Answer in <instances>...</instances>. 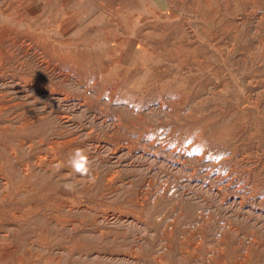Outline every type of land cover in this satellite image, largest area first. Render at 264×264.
Listing matches in <instances>:
<instances>
[{"label":"rangeland","instance_id":"1","mask_svg":"<svg viewBox=\"0 0 264 264\" xmlns=\"http://www.w3.org/2000/svg\"><path fill=\"white\" fill-rule=\"evenodd\" d=\"M130 3L131 0H0V49L5 50L4 53L7 52L8 57L4 61L0 56V74L2 72L0 75V107L12 105L6 112L7 114L0 117V126L10 123L11 130V135L6 141L9 147L6 149L0 145V151L4 153L0 152V165L7 156L5 151L14 152L16 158L22 162L30 159L28 162L32 165V170L35 169L32 179L38 180L45 187H50L52 194L48 196L54 198V201L48 200V197H41V200L33 198L32 201L18 199L20 203L16 204L17 208L18 206L19 208L28 207L36 203L43 205L46 216L54 217L53 222L44 221L43 230L47 232L37 231L35 236L42 235L41 238L45 242L44 248L34 246L28 255L37 257L44 264H174L175 262V264H264V0H156L158 5L162 3L163 12H159L160 9L157 6L154 8L153 5L147 4L141 7H148L150 12L133 14L128 10L123 13V6L126 9V5ZM25 7L29 9L28 15H24ZM31 7H33V12H30ZM142 8H137V10L142 12ZM35 16H41L40 19H43L41 29L31 27L27 32L23 30L22 25L13 26L14 22L19 23L26 17L30 19ZM135 16H138L137 20ZM25 31L33 39L29 35L25 38ZM119 40L123 43L121 47L114 46ZM131 40L135 41L134 47H140L139 52L136 53L137 59L143 56H145L144 61L148 59L149 68L139 75L140 80L147 79L145 84L148 85L144 87L153 89L157 84L159 85L156 87L158 90L165 89L166 91L141 93L140 91L144 88L131 91L127 84L129 81L123 82L113 76L103 80L100 77L104 85L99 87L98 84L101 82L98 81L96 74L99 69L90 68L95 64L93 60H66L71 57V59L73 57L87 59L98 55L104 58L112 56L121 58L128 53L126 46ZM160 43L163 44V48H159ZM177 46H180V49ZM4 53L2 52V55ZM172 56L181 57L178 58L179 63L176 61L175 67L172 66V69L162 71L166 66L163 64L158 68V64L164 63L163 61ZM153 61L155 62L151 66ZM215 66L222 67V70L219 67L216 69ZM159 69H161L160 77L157 75L153 81L149 79ZM130 72H127L129 73L128 79L133 78L131 69ZM98 88L108 91L101 92ZM212 91H214L213 94ZM209 98L211 99L208 100ZM245 100L247 101L244 102ZM47 103L49 107L50 105L53 107L49 108ZM14 104L18 105L14 107ZM214 110L217 111L213 112ZM31 116L32 118H29ZM235 116L236 118H232ZM6 118L10 120L6 121ZM55 119H57L56 122ZM26 120L28 122L38 120L39 122L30 125L23 122ZM224 120L227 122L226 125ZM214 123L220 124L215 125ZM45 128H48V131ZM67 128H71V131ZM63 131H65L64 134ZM43 132L47 133L43 134ZM69 138H74V140L66 146L60 145V142ZM20 145L23 151L25 149L24 152ZM23 145L26 147L24 148ZM76 148L85 149L92 161L90 177H82V179L76 173L74 176V172L70 171L71 169L66 165L68 156ZM34 151L37 153L35 154ZM29 152L33 154V157ZM197 158L198 161H196ZM50 160L54 165L52 168L39 171L35 165L40 161L47 163ZM42 171L46 173L42 174ZM149 181L152 182L149 183ZM227 182H231L229 183L231 188L225 186ZM66 183L74 184L76 190L79 189V191H65L63 185ZM10 204L13 205L12 202L4 205L0 202V208H5ZM153 221H155L154 227ZM88 228H91L90 231ZM48 247L53 250L49 251L51 249ZM240 257H245L244 262ZM199 258H202L200 259L202 262Z\"/></svg>","mask_w":264,"mask_h":264},{"label":"bare ground","instance_id":"2","mask_svg":"<svg viewBox=\"0 0 264 264\" xmlns=\"http://www.w3.org/2000/svg\"><path fill=\"white\" fill-rule=\"evenodd\" d=\"M102 1V0H101ZM122 1V0H121ZM124 1V0H123ZM109 2V1H108ZM113 2V1H112ZM115 2V1H114ZM118 2V1H117ZM173 2V1H172ZM180 2H182V1H180ZM43 3V2H42ZM106 3V2H105ZM122 3V2H121ZM129 3V2H128ZM183 3V2H182ZM222 4H223V2H221ZM100 4V3H99ZM113 4V3H112ZM147 4H151V5H153L154 6V8H155V6H157L158 7V9H160L159 10V12H163V10H162V3H160L159 5L156 3V0H131V3L129 4V5H126V9L124 8V6H123V10H122V12L123 13H126V12H128V10L130 11L129 13H133V14H142L143 12H150V10L148 9V7H141V5H147ZM106 5V4H105ZM116 5V4H115ZM121 5V4H120ZM225 5V4H224ZM103 6H104V4H103ZM117 6V5H116ZM119 6V5H118ZM223 6V5H222ZM238 6V5H237ZM225 7V6H224ZM33 7H31L30 8V12H33V9H32ZM41 8H42V6H41ZM137 8H142V12H140L139 10H137ZM174 9V8H173ZM189 9V8H188ZM53 10H55V8H53ZM112 10V9H111ZM149 10V11H148ZM171 10H172V8H171ZM56 11V10H55ZM118 11V10H117ZM116 11V12H117ZM154 11V10H153ZM223 11V10H222ZM22 12V11H21ZM24 12H25V14L24 15H28V13H29V9L27 8V7H25V9H24ZM158 12V13H159ZM167 12V11H166ZM168 12H169V10H168ZM152 13V12H151ZM223 13V12H222ZM6 14V13H5ZM17 14V13H16ZM22 14V13H21ZM37 14V13H36ZM122 14V13H121ZM168 14V13H167ZM65 15V14H64ZM123 15V14H122ZM163 15V14H162ZM223 15V14H222ZM33 16V15H32ZM164 16V15H163ZM263 16V15H262ZM113 17V16H112ZM136 17V20H137V18H138V16H135ZM161 17V16H160ZM41 18V16H35L34 18H30L29 19V17H26L25 19H23V20H21V22H19V23H15L14 22V24H13V26L15 27V25H22L23 27H24V29L23 28H21V29H23V30H26L27 32H28V30L31 28V27H33L34 29H36V27L37 28H40V26H41V24L43 23V19H40ZM86 18V17H85ZM114 18V17H113ZM126 18V17H125ZM195 18V17H194ZM263 18H264V16H263ZM262 18V19H263ZM104 19V18H103ZM239 19V18H238ZM135 20V19H134ZM7 21V20H6ZM117 21H119V20H117ZM142 21V20H141ZM176 22V21H175ZM177 23V22H176ZM6 24V23H5ZM98 24V23H97ZM133 24V23H132ZM137 24V23H136ZM8 25V24H7ZM10 25V24H9ZM123 25V24H122ZM131 25V24H130ZM139 25H140V23H139ZM135 26V25H134ZM133 27V26H132ZM12 28V27H11ZM28 28V29H27ZM41 29V28H40ZM121 29V28H120ZM6 30V29H5ZM11 30V29H10ZM14 30H16V29H14ZM33 30V29H32ZM43 30V29H42ZM95 30H97V29H95ZM113 30V29H112ZM124 30V33H125V29H123ZM192 30V29H191ZM9 31V30H8ZM17 31V30H16ZM25 31V34H24V36H25V38H26V36L27 35H29L27 32ZM36 31V30H35ZM88 31V30H87ZM114 31V30H113ZM133 31H134V29H133ZM18 32V31H17ZM30 32V31H29ZM91 32V31H90ZM119 32V31H118ZM121 32V31H120ZM14 33H16V32H14ZM24 32H22V34H23ZM86 33V32H85ZM89 33V32H88ZM122 33H123V31H122ZM145 33V32H144ZM19 34V33H18ZM161 34V33H160ZM16 35V34H15ZM21 35V34H20ZM133 35V34H132ZM147 35V34H146ZM177 35V34H176ZM231 35H232V33H231ZM3 36V35H2ZM14 36V35H13ZM31 35H29V37H30ZM35 36V35H34ZM115 36V35H114ZM117 36H119V34H117ZM160 37H161V35H159ZM183 36V35H182ZM182 36L180 37V36H178V38H182ZM18 37V36H17ZM159 37V38H160ZM163 37V36H162ZM166 37V36H165ZM215 37V36H214ZM16 38V37H15ZM30 38H32V37H30ZM35 38V37H34ZM33 39V38H32ZM117 39H118V37H117ZM157 39V38H156ZM161 39V38H160ZM175 39V37L173 38V40ZM15 40V39H14ZM97 40V39H96ZM121 40V39H120ZM119 40V42L117 43V42H115V44H114V46H117V47H121V45L123 44L121 41ZM143 40V39H142ZM234 40H236V38H234ZM7 41V40H6ZM22 41V40H21ZM24 41V40H23ZM165 41V40H164ZM175 41V40H174ZM177 41H178V39H177ZM176 41V42H177ZM4 42V41H3ZM31 42V41H30ZM46 42V41H45ZM124 42V41H123ZM127 42V41H126ZM150 42H152V41H150ZM161 42V41H160ZM6 43V42H5ZM33 43V42H32ZM31 43V44H32ZM134 43H135V41H133V40H131V41H129L128 43H127V51H128V53H125L124 54V56H122L121 58H118V57H116V56H112V57H107V58H104V57H102L101 55H98V56H95V57H92V58H85V57H81V58H74L73 57V59H71V58H67L66 60H93L94 62H95V64L94 65H91L90 66V64H88L89 66H90V68L93 70V69H95V68H97V70L99 69V71L98 72H96V74H97V78H99V80L98 81H100L101 82V84H98V86L99 87H102L104 84H103V82L100 80V77L102 78V80L103 79H105V78H107V77H109V78H111L112 76L113 77H115L117 80L119 79V80H122L123 82H127V81H129L127 84H128V86H130V89H131V91H139V90H141L142 88H144L143 90H141L140 92L141 93H144V92H155V91H166L165 89H161V90H158L156 87H158L157 86V84H156V86H155V88H153V89H151V88H145L144 87V85H148V84H145L146 83V80L147 79H145V80H140L139 79V75H140V73L143 71V70H145V69H148L149 67H148V65H147V60L146 61H144L145 60V56H143V57H140V58H138L137 59V56L136 55H134L135 54V50H140V47H134ZM158 43V42H157ZM161 43H164V42H161ZM160 43V44H161ZM179 43V42H178ZM232 43H233V41H232ZM7 44H9V42L7 43ZM18 44V43H17ZM44 44V43H43ZM171 44V43H170ZM174 44V43H173ZM4 45V44H3ZM85 45V44H84ZM159 45V44H158ZM157 45V46H158ZM162 45L163 44H161V46L159 47V48H161L162 47ZM176 45H178V44H176ZM235 45V44H234ZM10 46V45H9ZM8 46V47H9ZM12 46H14L13 44H12ZM31 46V45H30ZM87 46V45H86ZM85 46V47H86ZM89 46V45H88ZM172 46V45H171ZM228 46H230V45H228ZM0 47H1V45H0ZM7 47V48H8ZM23 47V46H22ZM170 47V46H169ZM178 47V49H180L179 47L180 46H177ZM28 48V47H27ZM89 48V47H88ZM157 48V47H156ZM163 48V47H162ZM165 48V47H164ZM9 49V48H8ZM37 49V48H36ZM82 49V48H81ZM90 49V48H89ZM174 49H176V48H174ZM220 49V48H219ZM232 49V48H231ZM234 49V48H233ZM232 49V50H233ZM0 50H2V49H0ZM43 50V49H42ZM41 50V51H42ZM162 50V49H161ZM222 50V49H221ZM11 51V50H10ZM24 51V50H23ZM26 51V50H25ZM31 51H32V49H31ZM45 51H46V49H45ZM83 51V50H82ZM82 51H80V52H82ZM155 51V50H154ZM175 51V50H174ZM2 52L4 53L5 52V50L3 51L2 50ZM2 52L0 51V56L2 57H0L1 58V60H4L5 61V58H8L7 56H6V53H4L3 55H2ZM12 52V51H11ZM13 52H14V50H13ZM16 52V51H15ZM18 52V51H17ZM30 52V51H29ZM43 52V51H42ZM90 52H92L91 50H90ZM163 52H165V51H163ZM170 52H172V51H170ZM222 52V51H221ZM227 52H229V51H227ZM226 52V53H227ZM20 53V52H19ZM32 53V52H31ZM38 53V52H37ZM40 53V52H39ZM83 53H85V52H83ZM230 53V52H229ZM232 53V52H231ZM234 53V52H233ZM17 54V53H16ZM30 54V53H29ZM89 54V53H88ZM172 54H173V52H172ZM184 54V53H183ZM187 54V53H186ZM185 54V55H186ZM8 55H10V54H8ZM20 55V54H19ZM24 55H26V54H24ZM85 55V54H84ZM97 55V54H96ZM168 55V54H167ZM219 55V54H218ZM227 55V54H226ZM12 56V55H11ZM31 56V55H30ZM29 56V57H30ZM163 56V55H162ZM10 57V56H9ZM23 57V56H22ZM188 57V56H187ZM221 57V56H220ZM12 58V57H11ZM17 58V57H16ZM178 58H181V57H178ZM178 58H176L175 56H172V58H168L167 60H165V61H163L164 63H160V64H158L159 66H158V68H160L163 64H166V66L162 69V71H164V70H167V69H172V66H176V61L179 63V59ZM37 59V58H36ZM178 59V60H177ZM184 59V58H183ZM187 59V58H186ZM190 59V58H189ZM219 59V58H218ZM30 60V59H29ZM31 60H33V59H31ZM65 60V59H64ZM157 60H159V57H157ZM185 60V59H184ZM217 60V59H216ZM220 60H221V58H220ZM16 61V60H15ZM28 61V60H27ZM145 63H144V62ZM180 61H181V59H180ZM225 61V60H224ZM11 62H12V60H11ZM10 62V63H11ZM30 62V61H29ZM37 62H39V60L37 61ZM44 62V61H43ZM154 62L155 61H153V62H151L152 64H151V66L154 64ZM219 62V61H218ZM8 63V62H7ZM6 63V64H7ZM21 63H22V61H21ZM25 63V62H24ZM182 63V62H181ZM185 62H183V64H184ZM18 64V63H17ZM26 64H28V63H26ZM33 64V63H32ZM73 64V63H72ZM4 65V64H3ZM8 65V64H7ZM19 65V64H18ZM23 65H25V64H23ZM22 65V66H23ZM39 65V64H38ZM42 65V64H41ZM215 65H218V64H215ZM21 66V67H22ZM34 66V65H33ZM36 66V65H35ZM78 66V65H77ZM83 67H84V65H82ZM86 66V65H85ZM223 66V65H222ZM4 67V66H3ZM20 67V68H21ZM37 67V66H36ZM88 67V66H87ZM180 67V66H179ZM216 67V66H215ZM219 66H217L216 67V69L218 68ZM224 67V66H223ZM2 68V67H1ZM13 68V67H12ZM28 68V67H27ZM45 68V67H44ZM206 68V67H205ZM220 68V67H219ZM222 68V67H221ZM220 68V69H221ZM231 68V67H230ZM14 69V68H13ZM35 69V68H34ZM39 69V68H38ZM86 69V68H85ZM84 69V70H85ZM89 69V68H88ZM130 69L132 70V74L133 75H131V76H133V78L132 79H128V77L129 76H127L129 73H127V72H130ZM202 69H204V68H202ZM202 69L200 70V71H202ZM210 69H211V67H210ZM219 69V70H220ZM7 70V69H6ZM11 70V69H10ZM18 70V69H17ZM33 70V69H32ZM73 70V69H72ZM78 70V69H77ZM222 70V69H221ZM220 70V71H221ZM230 70V69H229ZM14 71V70H13ZM16 71V70H15ZM26 71H28V69L26 70ZM42 71V70H41ZM40 71V72H41ZM88 71V70H87ZM208 71H209V69H208ZM231 71V70H230ZM9 72V71H8ZM17 72V71H16ZM44 72V71H43ZM84 72V71H83ZM167 72V71H166ZM223 72V71H222ZM221 72V73H222ZM76 73V72H75ZM88 73V72H87ZM87 73H85V75L87 74ZM91 73V72H90ZM93 73V72H92ZM131 73V72H130ZM161 73V69H159L158 70V72H154V74H152L151 76H150V78L149 79H151L152 81H153V79L155 78V77H157V75L160 77V74ZM212 73V72H211ZM1 74H2V72H1ZM0 74V75H1ZM22 74V73H21ZM24 74V73H23ZM27 74H29V73H27ZM26 74V75H27ZM68 74V73H67ZM95 74V73H94ZM93 74V75H94ZM206 74V73H205ZM215 74V73H214ZM218 74V73H217ZM219 74H220V72H219ZM232 74V73H231ZM238 74V73H237ZM4 75V74H3ZM7 75H9V74H7ZM13 75V74H12ZM66 75V74H65ZM84 75V76H85ZM92 75V76H93ZM239 75V74H238ZM28 76H30V75H28ZM88 76H91V75H88ZM91 76V77H92ZM161 76H163V75H161ZM204 76V75H203ZM209 76V75H208ZM6 77H8V76H6ZM36 77V76H35ZM87 77V76H86ZM85 77V78H86ZM227 77H230V76H227ZM238 77V76H237ZM19 78V77H18ZM32 78V77H31ZM56 78V77H55ZM89 78V77H88ZM207 78V77H206ZM210 78V77H209ZM217 78H218V76H217ZM10 79V78H9ZM70 79H71V77H70ZM205 79V78H204ZM231 79V78H230ZM230 79H229V81H230ZM11 80V79H10ZM40 80V79H39ZM113 80V79H112ZM210 80V79H209ZM224 80V79H223ZM5 81V80H4ZM9 81V80H8ZM8 81H6V82H8ZM12 81H15V80H12ZM41 81V80H40ZM70 81V80H69ZM68 81V82H69ZM87 81V80H86ZM114 81H116V80H114ZM228 81V82H229ZM1 82H3V81H1ZM5 82V83H6ZM32 82V81H31ZM53 82V81H52ZM118 82V81H117ZM215 82V81H214ZM220 82V81H219ZM227 82V81H226ZM225 82V83H226ZM234 82V81H233ZM4 83V84H5ZM21 83H22V81H21ZM20 83V84H21ZM73 83V82H72ZM202 83V82H201ZM210 83V82H209ZM217 83H218V81H217ZM15 84V83H14ZM14 84H12L13 86H14ZM32 84V83H31ZM114 84V83H113ZM126 84V83H125ZM126 84V85H127ZM208 84V83H207ZM216 84V83H215ZM223 84V83H222ZM231 84H232V80H231ZM17 85V84H16ZM212 85V84H211ZM225 85V84H224ZM5 86H8V85H6L5 84ZM18 86V85H17ZM20 86H22V84L20 85ZM36 86V85H35ZM68 86V85H67ZM206 86V85H205ZM26 87V86H25ZM112 87H113V85H112ZM204 87V86H203ZM224 87V86H223ZM230 87H231V85H230ZM235 87V86H234ZM234 87H232V88H234ZM21 88V87H20ZM20 88H18V89H20ZM23 88V87H22ZM5 89V88H4ZM8 89V88H7ZM24 89V88H23ZM36 89V88H35ZM42 89V88H41ZM45 89V88H44ZM47 89V88H46ZM91 89V88H90ZM105 89V88H104ZM129 89V90H130ZM167 89V88H166ZM210 89H212L211 87H210ZM234 89H236V88H234ZM15 90V89H14ZM39 90V89H38ZM98 90L99 91H101V92H103V91H108L107 89H105V90H103V89H100V88H98ZM115 90H118V89H115ZM167 90H171V89H167ZM233 90V89H232ZM17 91V90H16ZM22 91V90H21ZM20 91V92H21ZM96 91H97V89H96ZM128 90H126V92H127ZM173 91H175V90H173ZM215 91V90H214ZM214 91H212V94H213V92ZM235 91V90H234ZM4 92V91H3ZM25 92H26V90H25ZM27 92H28V89H27ZM39 92H40V90H39ZM62 92V91H61ZM113 92V91H112ZM115 92V91H114ZM118 92V91H117ZM167 92H170V91H167ZM208 92H209V90H208ZM236 92V91H235ZM38 93V92H37ZM48 93V92H47ZM51 93V92H50ZM49 93V94H50ZM77 93V92H76ZM134 93H136V92H134ZM139 93V92H138ZM228 93V92H227ZM1 94V93H0ZM5 94H7L8 95V93H5ZM17 94V93H16ZM121 94H123V93H121ZM210 94V93H209ZM235 94V93H234ZM13 95V94H12ZM27 95V94H26ZM29 95H31V94H29ZM65 94H63V96H64ZM127 95V94H126ZM136 95V94H135ZM219 95V94H218ZM229 95H230V93H229ZM228 95V96H229ZM231 95H233V94H231ZM21 96V95H20ZM28 96V95H27ZM34 96V95H33ZM47 96V95H46ZM50 96V95H49ZM228 96H227V98H228ZM237 96H239V95H237ZM11 97V96H10ZM15 97V96H14ZM18 97V96H17ZM31 97V96H30ZM62 97V96H61ZM205 97V96H204ZM207 97V96H206ZM211 97V96H210ZM217 97V96H216ZM215 97V98H216ZM220 97V96H219ZM4 98V97H3ZM9 98V97H8ZM12 98V97H11ZM16 98V97H15ZM38 98V97H37ZM37 98H35V99H37ZM64 98H66V97H64ZM63 98V99H64ZM218 98V97H217ZM216 98V99H217ZM227 98H224V99H227ZM235 98V97H234ZM244 98V97H243ZM249 98V97H248ZM5 99V98H4ZM26 99H27V97H26ZM30 99V98H29ZM40 99H41V97H40ZM56 99V98H55ZM211 98H209L208 100H210ZM229 99V98H228ZM8 100V99H7ZM50 100V99H49ZM48 100V101H49ZM65 101H66V99H64ZM213 101H214V99H212ZM211 100V101H212ZM220 100H223V98L221 99L220 98ZM219 100V101H220ZM232 100H233V96H232ZM242 100V99H241ZM1 101V100H0ZM2 101H4V100H2ZM10 101V100H9ZM23 101H24V99H23ZM22 101V102H23ZM33 101V100H32ZM35 101V100H34ZM47 101V100H46ZM224 101V100H223ZM234 101V100H233ZM247 100H245L244 102H246ZM7 102V101H6ZM19 102H21V100L19 101ZM43 102V101H42ZM80 102V101H79ZM236 102V101H235ZM238 102V101H237ZM37 103H39V102H37ZM158 103H159V101H158ZM214 103H216V102H214ZM32 104V103H31ZM36 104V103H35ZM34 104V105H35ZM207 104V103H206ZM205 104V105H206ZM223 104V103H222ZM242 104V103H241ZM4 105V104H3ZM15 105V104H14ZM18 105V104H17ZM17 105H15L14 107H16ZM22 105H24V104H22ZM43 105H45V104H43ZM209 105V104H208ZM2 106V105H1ZM12 106V105H11ZM11 106H9V107H11ZM38 106V105H37ZM47 106H48V103H47ZM207 106V105H206ZM222 106V105H221ZM241 106V105H240ZM243 107H244V105H242ZM8 106L6 107H0V117L3 115V114H7L6 112L10 109ZM19 107V106H18ZM21 107V106H20ZM49 107V106H48ZM50 107H53V106H51L50 105ZM49 107V108H50ZM235 107V106H234ZM233 107V108H234ZM239 107V106H238ZM21 108H23V107H21ZM31 108V107H30ZM33 108H36V107H33ZM40 108V107H39ZM46 108V107H45ZM203 108V107H202ZM226 108V107H225ZM230 108V107H229ZM240 108V107H239ZM12 109V108H11ZM52 109V108H51ZM55 109V108H54ZM221 109V108H220ZM25 110V109H24ZM27 110V109H26ZM31 110V109H30ZM29 110V111H30ZM50 110V109H49ZM210 110V109H209ZM227 110V109H226ZM230 110V109H229ZM232 110V109H231ZM13 111V110H12ZM23 111V110H22ZM35 111V110H34ZM40 111V110H39ZM57 111V110H56ZM131 111V110H130ZM139 111V110H138ZM215 111H217V110H214L213 112H215ZM236 111V110H235ZM31 112V111H30ZM47 112V111H46ZM220 112V111H219ZM11 113V112H10ZM36 113V112H35ZM40 113H41V111H40ZM53 113V112H52ZM55 113V112H54ZM134 113V112H133ZM231 113V112H230ZM9 114V113H8ZM12 114V113H11ZM26 114V113H25ZM31 114V113H30ZM38 114V113H37ZM214 114V113H213ZM228 114H229V112H228ZM236 113H234V115H235ZM23 115V114H22ZM33 115V114H32ZM56 115V114H55ZM136 115H137V112H136ZM238 115V114H237ZM6 116H8V115H6ZM28 116V115H27ZM30 116V115H29ZM65 116V115H64ZM69 116V115H68ZM223 116V115H222ZM226 116V115H225ZM224 116V117H225ZM18 117V116H17ZM22 117V116H21ZM24 117V116H23ZM22 117V118H23ZM56 116H54V118H55ZM211 117H213V116H211ZM230 117H231V115H230ZM10 118H12V117H10ZM10 118L8 119V118H6V121L7 120H10ZM14 118V117H13ZM29 118H32V116L31 117H29ZM37 118V117H36ZM39 118V117H38ZM61 118V117H60ZM69 117H67V119H68ZM232 118H236V116L235 117H232ZM3 119V118H2ZM17 119H21V118H17ZM27 119V118H26ZM140 119V118H139ZM208 119V118H207ZM211 119V118H210ZM209 119V120H210ZM222 119V118H221ZM228 119V118H227ZM5 120V119H4ZM13 120H16V119H13ZM52 120V119H51ZM50 120V121H51ZM213 120H216V119H214L213 118ZM226 120V119H225ZM224 120V121H225ZM22 121V120H21ZM33 121V120H32ZM46 121V120H45ZM48 121V120H47ZM55 122L57 121V119H55L54 120ZM77 121V120H76ZM212 121V120H211ZM210 121V122H211ZM227 122H228V120H226ZM225 121V122H226ZM2 122V121H1ZM12 122V121H11ZM25 124H30V125H32V124H35V123H38L39 121L38 120H35L34 122H30V120H29V122H28V120H26V121H23ZM219 122H221V124L223 123L221 120L219 121ZM224 122V123H225ZM227 122L225 123V125L227 124ZM15 123V122H14ZM19 123V122H18ZM67 123H69V122H67ZM66 123V124H67ZM115 123V122H114ZM116 123H117V121H116ZM136 123V122H135ZM229 123V122H228ZM56 124V123H55ZM61 125H62V123H60ZM75 124V123H74ZM215 125L217 124V123H214ZM218 124H220V123H218ZM217 124V125H218ZM230 124H232V122H230ZM45 125V124H44ZM50 125V124H49ZM59 125V124H58ZM65 125V124H64ZM139 125V124H138ZM234 126H235V124H233ZM9 126H10V123H9V125L6 123V124H3V125H1L0 126V145H2L4 148H8L9 147V145H8V143H6V141L9 139V137H10V135H11V130H10V128H9ZM17 126V125H16ZM26 126V125H25ZM53 126H54V124H53ZM221 126V125H220ZM227 126H230V125H227ZM12 127V126H11ZM50 127V126H49ZM54 127H56V126H54ZM53 127V128H54ZM236 127V126H235ZM15 128V127H14ZM17 128V127H16ZM15 128V129H16ZM43 128H44V126H43ZM231 128V127H230ZM12 129V128H11ZM23 129V128H22ZM48 129V128H47ZM46 128H45V130L46 131H48ZM50 129V128H49ZM62 129V128H61ZM69 128H67V130H68ZM226 129V128H225ZM229 129V128H228ZM234 128H232V130H233ZM70 131H71V128L69 129ZM89 130V129H88ZM116 130V129H115ZM235 130V129H234ZM15 131V130H14ZM24 131V130H23ZM65 131H66V129H65ZM65 131H63L62 133L64 134V132ZM228 131V130H227ZM55 132V131H54ZM68 132V131H67ZM233 132V131H232ZM235 132V131H234ZM17 133V132H16ZM18 133H19V131H18ZM44 133H47V132H43V134ZM53 133V132H52ZM51 133V134H52ZM73 133V132H72ZM229 133V132H228ZM42 134V135H43ZM50 134V133H49ZM62 134V135H63ZM69 134V133H68ZM71 134V133H70ZM232 134V133H231ZM55 135H57V134H55ZM76 135V134H75ZM235 135V134H234ZM233 135V136H234ZM30 136V135H29ZM65 136H67V135H65ZM19 138H21L20 136H18ZM36 137V136H35ZM56 137V136H55ZM62 137V136H61ZM24 138H26L27 139V137H24ZM31 138V137H30ZM34 138V137H33ZM53 138V137H52ZM59 138V137H58ZM77 138V137H76ZM35 139V138H34ZM196 139V138H195ZM236 139V138H235ZM234 139V140H235ZM4 140H5V142H4ZM20 140V139H19ZM74 140V138H69V139H67V140H65V141H63V142H60V145L61 146H66V144H70L71 143V141H73ZM76 140V139H75ZM207 140H209V139H207ZM211 140V139H210ZM11 141H13V140H11ZM10 141V142H11ZM18 140H16V142H17ZM30 141H32V139H30ZM36 141V140H35ZM224 141H225V139H224ZM230 141H232V140H230ZM229 141V142H230ZM9 142V141H8ZM22 142V141H21ZM23 142H24V140H23ZM75 142V141H74ZM195 143H196V141H194ZM193 142V143H194ZM212 142V141H211ZM227 142H228V139H227ZM226 142V143H227ZM233 142V141H232ZM13 143V142H12ZM20 143V142H19ZM35 143H37V142H35ZM206 142H204V144H205ZM219 143V142H218ZM18 144V143H17ZM16 144V145H17ZM23 144V143H22ZM196 144H198V142L196 143ZM195 144V145H196ZM200 144V143H199ZM19 145V144H18ZM194 145V146H195ZM203 145V144H202ZM232 145V144H231ZM21 146V145H20ZM19 146V147H20ZM24 146V145H23ZM32 146V145H31ZM69 146V145H68ZM73 146V145H72ZM71 146V147H72ZM101 146V145H100ZM119 146V145H118ZM121 146V145H120ZM205 146V145H204ZM204 146H203V148H204ZM214 146V145H213ZM13 147V146H12ZM22 147V146H21ZM26 146H24V148H25ZM28 147V146H27ZM56 147V146H55ZM217 147V146H216ZM30 148V147H29ZM99 148V147H98ZM134 148V147H133ZM194 148H196V147H194ZM209 148V147H208ZM0 149H1V147H0ZM17 149V148H16ZM67 149H71V148H67ZM118 149V148H117ZM126 149V148H125ZM215 149V148H214ZM223 149V148H222ZM226 149H227V147H226ZM5 150V149H4ZM30 150V149H29ZM28 150V151H29ZM120 150V149H119ZM203 150V149H202ZM209 150V149H208ZM213 150V149H212ZM224 150V149H223ZM18 151V150H17ZM22 151H23V147H22ZM24 151H25V149H24ZM23 151V152H24ZM27 151V150H26ZM30 151H32V150H30ZM215 151V150H214ZM213 151V152H214ZM225 151V150H224ZM240 151V150H239ZM0 152H2V151H0ZM23 152H21V153H23ZM128 152V151H127ZM196 152V151H195ZM229 152V151H228ZM3 153V152H2ZM16 153V152H15ZM30 153V152H29ZM34 153H35V151H34ZM37 153V152H36ZM35 153V154H36ZM47 153V152H46ZM50 153V152H49ZM52 153V152H51ZM50 153V154H51ZM58 153V152H57ZM149 153V152H148ZM159 153V152H158ZM169 153V152H168ZM181 153V152H180ZM186 153V152H185ZM221 153V152H220ZM224 153V152H223ZM227 153V152H226ZM233 153V152H232ZM4 154V153H3ZM5 154H7V156H6V158H5V160H3L4 162H3V164H1L0 165V202H1V204H5V203H8V202H12V206H11V204L9 205V206H7V207H5V208H0V264H44V262L43 261H41V260H38V258L37 257H30L28 254H29V252L32 250V248H34V246H38V248H40V247H43V245H44V239H42L41 238V236L42 235H39L38 237H35L36 236V233H37V231H39V232H41L42 230H43V225H44V221H46V223H49L50 221H52V220H54V217H52V216H46V210L43 208V205H40V204H36V203H32V205L31 206H28V207H23V208H19V206H18V208L16 207V204H18L19 205V203H20V201L18 200V199H25V200H27V201H32L33 200V198L34 199H40L41 197L43 198H47L48 197V200H52V201H54V198L53 197H51V196H48V194H50L51 193V189H50V187H45L44 185H42V184H40L39 183V181L38 180H33L32 179V177H33V173H35V169L34 170H32V165L27 161V162H22L20 159H18V158H16V155L14 154V152H7V151H5ZM31 154V153H30ZM43 154H44V152H43ZM67 154V153H66ZM156 154V153H155ZM174 154V153H173ZM196 154H197V152H196ZM202 154V153H201ZM209 154H212V153H209ZM236 154V153H235ZM250 154V153H249ZM18 156H19V154H17ZM26 155V154H25ZM32 156L31 157H33V154H31ZM47 155V154H46ZM49 155V154H48ZM116 155V154H115ZM123 155V154H122ZM131 155V154H130ZM149 155V154H148ZM154 155V154H153ZM182 155H183V153H182ZM213 155V154H212ZM215 155V154H214ZM219 155V154H218ZM224 155V154H223ZM228 155V154H227ZM231 155V154H230ZM234 155V154H233ZM4 157H5V155H3ZM23 156V155H22ZM40 156H42V155H40ZM39 156V157H40ZM170 156V155H169ZM179 156V155H178ZM181 156V155H180ZM179 156V157H180ZM190 156V155H189ZM195 156V155H194ZM205 156V155H204ZM35 157H37L36 155H35ZM48 157V156H47ZM50 157V156H49ZM52 157H53V155H52ZM59 157V156H58ZM67 157V156H66ZM69 157V156H68ZM178 157V158H179ZM184 157V156H183ZM25 158H27V157H25ZM43 158V157H42ZM51 158V157H50ZM65 158V157H64ZM178 158H176V159H178ZM187 158V157H186ZM189 158V157H188ZM187 158V159H188ZM194 158V157H193ZM199 158V157H198ZM198 158H197V160L196 161H198ZM203 158V157H202ZM217 158H218V156H217ZM225 158V157H224ZM228 158V157H227ZM68 159V158H67ZM159 159V158H158ZM163 159V158H162ZM195 159V158H194ZM200 159H201V157H200ZM210 159V158H209ZM32 160V159H31ZM42 160V159H41ZM64 160V159H63ZM179 160V159H178ZM186 160V159H185ZM204 160V159H203ZM215 160V159H214ZM56 161V160H55ZM67 161V160H66ZM66 161H64V162H66ZM172 161V160H171ZM183 161H184V159H183ZM213 161V160H212ZM228 161V160H227ZM32 162H33V160H32ZM37 162V161H36ZM57 162V161H56ZM55 162V163H56ZM181 162H182V160H181ZM180 162V163H181ZM185 162V161H184ZM204 162H206V161H204ZM209 162V161H208ZM62 163V162H61ZM214 163V162H213ZM212 163V164H213ZM54 164V163H53ZM152 164V163H151ZM173 164V163H172ZM187 164V163H186ZM185 164V165H186ZM204 164V163H203ZM211 164V163H210ZM210 164L208 165V166H210ZM211 164V165H212ZM217 164V163H216ZM223 164V163H222ZM35 165L38 167V169H39V171H41V170H46V169H48V168H52V166H54V165H52V163H51V160L50 161H48L47 163H43V162H38V163H35ZM58 165V164H57ZM67 165V164H66ZM202 165V164H201ZM55 166H56V164H55ZM60 166V165H59ZM58 166V167H59ZM178 166V165H177ZM203 166V165H202ZM206 166V165H205ZM207 166V167H208ZM217 166V165H216ZM216 166H214V167H216ZM36 167V168H37ZM173 167V166H172ZM182 167V166H181ZM222 167V166H221ZM194 168V167H193ZM200 168V167H199ZM199 168H198V170H199ZM202 168V167H201ZM210 168V167H209ZM208 168V169H209ZM55 169H56V167H55ZM179 169V168H178ZM185 169V168H184ZM187 169H189V168H187ZM218 169V168H217ZM224 169V168H223ZM229 169V168H228ZM51 170V169H50ZM53 170V169H52ZM51 170V171H52ZM190 170V169H189ZM193 170V169H192ZM195 170V169H194ZM210 170V169H209ZM212 170V169H211ZM225 170H226V168H225ZM229 170H231V169H229ZM233 170H235V169H233ZM61 171V170H60ZM71 171V170H70ZM191 171V170H190ZM200 171V170H199ZM208 171V170H207ZM218 171H219V169H218ZM217 171V172H218ZM237 172V171H236ZM40 173V172H39ZM44 173H46V172H44V171H42V174H44ZM47 173H48V171H47ZM55 173V172H54ZM204 173V172H203ZM224 173V172H223ZM228 173H229V171H228ZM61 174V173H60ZM62 174H64V173H62ZM68 174V173H67ZM194 174V173H193ZM216 174V173H215ZM236 174V173H235ZM246 174V173H245ZM38 175V174H37ZM39 175H41V174H39ZM48 175V174H47ZM74 176H75V173L73 174ZM72 175V176H73ZM152 175V174H151ZM190 175H192V174H190ZM218 175V174H217ZM237 175V174H236ZM43 176V175H42ZM49 176V175H48ZM57 176H59L58 174H57ZM64 176V175H63ZM77 176V175H76ZM111 176V175H110ZM193 176V175H192ZM202 176V175H201ZM212 176H214V175H212ZM221 176H222V174H221ZM225 176V175H224ZM227 176V175H226ZM70 177V176H69ZM99 177V176H98ZM148 177V176H147ZM146 177V178H147ZM150 177V176H149ZM164 177V176H163ZM165 177H166V175H165ZM220 177V176H219ZM231 177V176H230ZM233 177V176H232ZM243 177V176H242ZM54 178V177H53ZM80 178H82V177H80ZM95 178H97V177H95ZM156 178V177H155ZM168 178V177H167ZM188 178V177H187ZM199 178H200V176H199ZM215 178V177H214ZM226 178V177H225ZM47 179H48V177H47ZM46 179V180H47ZM75 179V178H74ZM83 179V178H82ZM151 179V178H150ZM179 179V178H178ZM181 179H183V178H181ZM193 179V178H192ZM201 179V178H200ZM208 179H210V178H208ZM217 179H219L218 177H217ZM223 179V178H222ZM227 179V178H226ZM225 179V180H226ZM229 179V178H228ZM241 179V178H240ZM247 179V178H246ZM51 180V179H50ZM152 180V179H151ZM164 180V179H163ZM187 180V179H186ZM199 180V179H198ZM231 180H233V179H231ZM243 180V179H242ZM47 181H49V180H47ZM58 181H60V180H58ZM57 181V182H58ZM82 181V180H81ZM143 181H146V180H143ZM155 181V180H154ZM188 181V180H187ZM227 181V180H226ZM254 181V180H253ZM21 182V183H20ZM72 182V181H71ZM111 182V181H110ZM142 182V181H141ZM150 182H152V181H149V183ZM202 182V181H201ZM236 182V181H235ZM239 182V181H238ZM260 182V181H259ZM46 183V182H45ZM50 183V182H49ZM48 183V184H49ZM52 183H53V180H52ZM62 183H64V181L62 182ZM82 183V182H81ZM154 183V182H153ZM208 183H211V182H208ZM230 184H231V182H229ZM229 183L227 182L226 183V185L225 186H229ZM257 183V182H256ZM145 184V183H144ZM175 184V183H174ZM224 184H225V182H224ZM46 185V184H45ZM83 185H84V183H83ZM216 185V184H215ZM244 185V184H243ZM87 186H89V184L87 185ZM140 186V185H139ZM211 186V185H210ZM219 186H221V185H219ZM234 186V185H233ZM59 187V186H58ZM144 187V186H143ZM150 187V186H149ZM230 187V186H229ZM232 187V186H231ZM230 187V188H231ZM240 187V186H239ZM245 187V186H244ZM253 187V186H252ZM257 187V186H256ZM258 187H261V185L259 186L258 185ZM87 188V187H86ZM218 188V187H217ZM221 188V187H220ZM220 188H218V189H220ZM223 188V187H222ZM237 188V187H236ZM246 188H247V186H246ZM248 188H250V186L248 187ZM263 188V187H262ZM57 189V188H56ZM59 189V188H58ZM213 189V188H212ZM226 189V188H225ZM229 189V188H228ZM54 190V189H53ZM52 190V191H53ZM75 190H76V188H75ZM78 191H79V189H77ZM76 190V191H77ZM210 190V189H209ZM236 190V189H235ZM264 190V189H263ZM89 191V190H88ZM216 191V190H215ZM218 191V190H217ZM244 191V190H243ZM248 192H249V190H247ZM247 191H245V192H247ZM254 191V190H253ZM81 192V191H80ZM239 192V191H238ZM237 192V193H238ZM216 193V192H215ZM226 193V192H225ZM255 193V192H254ZM257 193V192H256ZM52 194V193H51ZM55 194V192L53 193V195ZM161 193H159V195H160ZM240 194V193H239ZM252 194V193H251ZM259 194V193H258ZM263 194V193H262ZM52 195V196H53ZM69 195V194H68ZM75 195V194H74ZM82 195V194H81ZM216 195V194H215ZM224 195H226V194H224ZM240 195H242V193L240 194ZM56 197H58V195H55ZM64 196V195H63ZM76 196V195H75ZM88 196V195H87ZM141 196H142V194H141ZM162 196V195H161ZM246 196V195H245ZM70 197V196H69ZM158 197V196H157ZM226 197V196H225ZM234 197V196H233ZM256 197V196H255ZM59 198H61V197H59ZM72 198V197H71ZM75 198V197H74ZM223 198V197H222ZM249 198V197H248ZM141 199H143V198H141ZM160 199V198H159ZM221 199V198H220ZM219 199V200H220ZM226 199V198H225ZM241 199H242V197H241ZM243 199H244V201H245V198L243 197ZM21 200V201H22ZM41 200V199H40ZM44 200V199H43ZM56 200V199H55ZM234 200V199H233ZM247 200V199H246ZM36 201H39V200H36ZM35 201V202H36ZM57 201V200H56ZM160 201V200H159ZM158 201V202H159ZM170 201V200H169ZM227 201V200H226ZM250 201H253V200H250ZM261 201H263V200H261ZM76 202V201H75ZM79 202V201H78ZM86 202H88V200L86 201ZM234 202H236V201H234ZM242 202V201H241ZM255 202V201H254ZM40 203V202H39ZM45 203V202H44ZM137 203V202H136ZM162 203V202H161ZM165 203V202H164ZM22 204V203H21ZM20 204V205H21ZM80 204V203H79ZM237 204H239L238 202H237ZM249 204V203H248ZM252 204V203H251ZM221 205H222V203H221ZM243 205H244V203H243ZM246 205V204H245ZM254 205V204H253ZM261 204H259V206H260ZM57 206H59V205H57ZM61 206V205H60ZM84 206V205H83ZM164 206V205H163ZM162 206V207H163ZM241 206H242V204H241ZM250 206V205H249ZM248 206V207H249ZM252 206V205H251ZM1 207V206H0ZM3 207V206H2ZM21 207V206H20ZM73 207V206H72ZM86 207V206H85ZM155 207V206H154ZM153 207V208H154ZM167 207V206H166ZM243 207V206H242ZM255 207V206H254ZM258 207V206H257ZM261 207V206H260ZM70 208V207H69ZM68 208V209H69ZM159 207H157V209H158ZM235 208V207H234ZM66 209H67V207H66ZM160 209V208H159ZM167 209V208H166ZM264 209V208H263ZM61 210V209H60ZM88 210H89V208H88ZM162 210V209H161ZM61 211H64V210H61ZM68 211V210H67ZM155 211H156V209H155ZM243 211V210H242ZM241 211V212H242ZM253 211V210H252ZM260 211V210H259ZM73 212V211H72ZM85 212V211H84ZM91 212H93V211H91ZM95 212V211H94ZM98 212V211H97ZM107 212V211H106ZM154 212V211H153ZM255 212H256V210H255ZM254 212V213H255ZM68 213V212H67ZM74 213H76V212H74ZM81 213H83V212H81ZM81 213H79V214H81ZM96 213V212H95ZM104 213V212H103ZM102 213V214H103ZM208 213V212H207ZM240 213V212H239ZM60 214V213H59ZM71 214V213H70ZM77 214V213H76ZM75 214V215H76ZM100 214V213H99ZM98 214V215H99ZM154 214V213H153ZM169 214H170V212H169ZM65 215V214H64ZM82 215V214H81ZM84 215V214H83ZM123 215V214H122ZM151 215V214H150ZM167 215V214H166ZM240 215H241V213H240ZM243 215H244V213H243ZM67 216V215H66ZM70 216H72V215H70ZM87 216V215H86ZM117 216V215H116ZM190 216H192V215H190ZM65 217V216H64ZM107 217H108V215H107ZM200 217V216H199ZM56 218V217H55ZM63 218V217H62ZM67 218V217H66ZM65 218V219H66ZM100 218V217H99ZM122 218H124V217H122ZM165 218H166V216H165ZM170 218V217H169ZM207 218V217H206ZM96 219V218H95ZM103 219V218H102ZM150 219V218H149ZM164 219V218H163ZM106 220V219H105ZM124 220V219H123ZM151 220H152V218H151ZM196 220H199V219H196ZM202 219H200V221H201ZM205 220V219H204ZM208 219H206V221H207ZM84 221V220H83ZM88 221V220H87ZM95 221V220H94ZM160 221V220H159ZM159 221H157L159 224H160V222ZM191 221V220H190ZM53 222V221H52ZM64 222V221H63ZM65 222H68V221H66L65 220ZM69 222H71V221H69ZM86 222V221H85ZM127 222V221H126ZM154 222L155 221H153V227H154ZM172 222V221H171ZM188 222V221H187ZM57 223V222H56ZM72 223H74V222H72ZM190 223V222H189ZM204 223V222H203ZM202 223V224H203ZM63 224V223H62ZM65 224H68V223H65ZM70 224V223H69ZM75 224H76V222H75ZM88 224V223H87ZM92 224V223H91ZM128 224H129V222H128ZM132 224V223H131ZM134 224V223H133ZM141 224H143V223H141ZM161 224H162V222H161ZM257 224V223H256ZM57 225V224H56ZM55 225V226H56ZM71 225V224H70ZM76 225H78V223L76 224ZM81 225V224H80ZM205 225V224H204ZM203 225V226H204ZM207 225H209V224H207ZM222 225V224H221ZM48 226V225H47ZM46 226V227H47ZM54 226V225H53ZM53 226H51V227H53ZM75 226V225H74ZM79 226V225H78ZM86 226V225H85ZM92 226V225H91ZM177 226V225H176ZM229 226V225H228ZM253 226V225H252ZM59 227H60V225H59ZM76 228H78L77 226H75ZM81 227V226H80ZM89 227V226H88ZM136 227V226H135ZM158 227V226H157ZM160 227V226H159ZM195 227V226H194ZM225 227V226H224ZM230 227V226H229ZM55 228V227H54ZM62 228V227H61ZM84 228V227H83ZM92 229H93V227H91ZM90 228V229H91ZM191 228V227H190ZM202 228V227H201ZM49 229V228H48ZM56 229V228H55ZM63 229V228H62ZM67 229V228H66ZM86 229V228H85ZM84 229V230H85ZM90 229L88 228V230L90 231ZM153 229V228H152ZM165 229V228H164ZM173 229H175V228H173ZM203 229V228H202ZM201 229V230H202ZM229 229V228H228ZM231 229V228H230ZM237 229V228H236ZM53 232H54V230L53 229H51ZM60 230V229H59ZM74 230V229H73ZM82 230V229H81ZM88 230H86V231H88ZM141 230H143V229H141ZM158 230V229H157ZM44 232H47V230H43ZM49 231V230H48ZM115 231V230H114ZM207 231V230H206ZM67 232V231H66ZM83 232V231H82ZM93 232V231H92ZM155 232H157V231H155ZM173 232V231H172ZM175 232V231H174ZM57 233H58V231H57ZM72 233V232H71ZM75 233H77V232H75ZM85 233V232H84ZM88 233V232H87ZM87 233H85V234H87ZM157 233H159V232H157ZM169 233V232H168ZM180 233V232H179ZM190 233V232H189ZM196 233V232H195ZM199 233H201L200 231H199ZM237 233V232H236ZM252 233V232H251ZM92 234V233H91ZM95 234V233H94ZM98 234H99V232H98ZM197 234V233H196ZM240 234V233H239ZM52 235H55V234H52ZM57 235H59V234H57ZM56 235V236H57ZM61 235V234H60ZM74 235V234H73ZM102 235V234H101ZM172 235V234H171ZM170 235V236H171ZM180 235V234H179ZM205 235H206V233H205ZM204 235V236H205ZM243 235V234H242ZM55 236V237H56ZM70 236V235H69ZM163 236V235H162ZM175 236V235H174ZM203 236V237H204ZM241 236V235H240ZM239 236V237H240ZM60 237H62V236H60ZM71 237H72V235H71ZM190 237V236H189ZM238 237V238H239ZM65 238V237H64ZM157 238H158V236H157ZM164 238H166L165 236H164ZM176 238V237H175ZM245 238V237H244ZM255 238V237H254ZM71 239V238H70ZM178 239V238H177ZM194 239V238H193ZM192 239V240H193ZM241 239V238H240ZM243 239V238H242ZM264 239V238H263ZM262 239V240H263ZM56 240H58V239H56ZM60 240V239H59ZM155 240V239H154ZM166 240H168V239H166ZM171 240V239H170ZM183 240V239H182ZM251 240V239H250ZM257 240V239H256ZM138 241V240H137ZM161 241V240H160ZM163 241V240H162ZM173 241H175V240H173ZM236 241V240H235ZM252 241V240H251ZM47 242V241H46ZM64 242V241H63ZM65 242H66V240H65ZM177 242L179 243V241L177 240ZM197 242V241H196ZM229 242V241H228ZM253 242V241H252ZM54 243V242H53ZM153 243V242H152ZM156 243V242H155ZM161 244H162V242H160ZM178 243H177V245H178ZM203 243V242H202ZM233 243V242H232ZM240 244H241V242H239ZM143 244V243H142ZM172 244H173V242H172ZM187 244V243H186ZM192 244V243H191ZM190 244V245H191ZM226 244H227V242H226ZM55 245V244H54ZM148 245V244H147ZM151 245V244H150ZM181 245V244H180ZM184 245V244H183ZM231 245V244H230ZM249 245V243L247 244V246ZM48 246V245H47ZM143 246V245H142ZM149 246V245H148ZM147 246V247H148ZM161 246V245H160ZM171 246V245H170ZM228 246V245H227ZM253 246V245H252ZM45 247H46V245H45ZM60 247V246H59ZM152 247V246H151ZM168 247V246H167ZM188 247H190V246H188ZM204 247V246H203ZM215 247V246H214ZM228 247H230V246H228ZM251 247V246H250ZM44 248V247H43ZM47 248V247H46ZM49 248V247H48ZM54 248V247H53ZM56 248V247H55ZM54 248V249H55ZM141 248V247H140ZM149 248V247H148ZM166 248V247H165ZM168 248H170V247H168ZM172 248V247H171ZM198 249V245H197V247H195V249ZM222 248V247H221ZM49 249H51V248H49ZM48 249V250H49ZM61 249V248H60ZM76 249H77V247H76ZM136 249V248H135ZM154 249V248H153ZM162 249V248H161ZM160 249V250H161ZM173 249V248H172ZM196 249V250H197ZM215 249V248H214ZM231 249H232V246H231ZM238 249V248H237ZM53 249H51V250H49V251H52ZM58 250V249H57ZM143 250H144V248H143ZM165 250V249H164ZM169 250V249H168ZM199 250H200V247H199ZM221 250V249H220ZM233 250H236V249H233ZM247 250H249V249H247ZM45 251V250H44ZM67 251H69V250H67ZM139 251V250H138ZM152 251V250H151ZM172 251V250H171ZM36 252V251H35ZM46 252H48V251H46ZM58 252V251H57ZM56 252V253H57ZM71 252V251H70ZM166 252H167V250H166ZM170 252V251H169ZM202 252V251H201ZM216 252H218L217 251V248H216ZM220 252V251H219ZM239 252V251H238ZM52 253V252H51ZM50 253V254H51ZM66 253V252H65ZM76 253V252H75ZM87 253V252H86ZM144 253V252H143ZM168 253V252H167ZM210 253V252H209ZM223 253V252H222ZM221 253V254H222ZM229 253V252H228ZM241 253V252H240ZM26 254L28 255V256H26ZM64 254V253H63ZM235 254V253H234ZM38 255V254H37ZM45 255V254H44ZM53 255V254H52ZM81 255V254H80ZM82 255H84V253L82 254ZM173 255V254H172ZM186 255V254H185ZM189 255V254H188ZM217 254L215 253V256H216ZM228 255V254H227ZM43 256V255H42ZM62 256V255H61ZM68 256V255H67ZM78 256V255H77ZM171 256V255H170ZM175 256V255H174ZM179 256V255H178ZM212 257H213V255H211ZM214 256V257H215ZM78 257H80V256H78ZM82 257V256H81ZM84 257H85V255H84ZM182 257V256H181ZM187 257V256H186ZM190 257V256H189ZM218 257V256H217ZM222 257V256H221ZM40 258V257H39ZM68 258V257H67ZM66 258V259H67ZM71 258V257H70ZM126 258V257H125ZM124 258V259H125ZM177 258V257H176ZM176 258H175V260H176ZM191 258V257H190ZM220 258V257H219ZM219 258H217V259H219ZM227 258H228V256H227ZM240 258H242V261H243V259L245 258V257H240ZM127 259V258H126ZM185 259V258H184ZM187 259H189L188 257H187ZM200 259H202V258H199V260ZM204 259V258H203ZM206 259V258H205ZM221 259V258H220ZM223 259V258H222ZM229 259H230V256H229ZM122 260H123V258H122ZM129 260H131V259H129ZM128 260V261H129ZM140 260H142V259H140ZM171 260V259H170ZM178 260V259H177ZM198 260V261H199ZM264 260V259H263ZM67 261V260H66ZM65 261V262H66ZM172 261H173V259H172ZM189 261V260H188ZM193 261V260H192ZM201 261V260H200ZM226 261V260H225ZM261 261V260H260ZM58 262H59V260H58ZM141 262V261H140ZM185 262V261H184ZM202 262V261H201ZM244 262V261H243ZM259 262V261H258ZM132 263V262H131ZM136 263H139V262H137L136 261ZM148 263V262H147ZM174 263V262H173ZM176 263V262H175ZM174 263V264H175ZM205 263V262H204ZM215 263V262H214ZM228 263H229V261H228ZM232 263V262H231ZM142 264H144V263H142ZM190 264V263H189ZM257 264V263H256Z\"/></svg>","mask_w":264,"mask_h":264},{"label":"clouds","instance_id":"3","mask_svg":"<svg viewBox=\"0 0 264 264\" xmlns=\"http://www.w3.org/2000/svg\"><path fill=\"white\" fill-rule=\"evenodd\" d=\"M91 165L89 156L85 149L76 148L69 155L67 160V166L71 169L72 172L78 174L80 177H90L91 176ZM65 191H74L75 185L72 183H66L63 185Z\"/></svg>","mask_w":264,"mask_h":264},{"label":"crops","instance_id":"4","mask_svg":"<svg viewBox=\"0 0 264 264\" xmlns=\"http://www.w3.org/2000/svg\"><path fill=\"white\" fill-rule=\"evenodd\" d=\"M127 47V46H126ZM139 52V49L138 50H135V54L134 55H137L136 53H138Z\"/></svg>","mask_w":264,"mask_h":264}]
</instances>
